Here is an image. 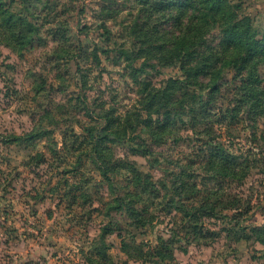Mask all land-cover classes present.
Returning a JSON list of instances; mask_svg holds the SVG:
<instances>
[{
    "label": "rangeland",
    "instance_id": "1",
    "mask_svg": "<svg viewBox=\"0 0 264 264\" xmlns=\"http://www.w3.org/2000/svg\"><path fill=\"white\" fill-rule=\"evenodd\" d=\"M240 1L255 25L264 29V0ZM135 8L134 0H31V17L39 27L32 43L21 55L0 43V264L261 263V244L242 238L244 230L264 223L261 120L255 135L243 124L224 135L223 140L246 159L248 169L241 180L211 181L207 187L199 183L226 205L217 206L213 216H202L199 228L178 211L164 212L158 206L151 208L153 224L143 227L130 224L122 210L106 212L105 201L113 194L95 164L82 155L75 166L76 154L62 149L65 134L79 131V123L91 122L88 111L113 107L123 113L138 98V85L112 56L129 41L127 25ZM106 47L109 53L103 52ZM174 72L162 68L155 75L145 70L154 84ZM260 73L264 78V68ZM35 128H46L47 138L5 142L8 136ZM49 145L56 148L55 154ZM111 149L118 191L129 175L125 159L160 177L159 168H150L144 157L127 153L120 143L112 142ZM159 149L163 157H184L189 144L181 139ZM69 187L72 191L64 194ZM146 201L151 204L148 196ZM102 232L110 260L94 253V245L101 247L96 240ZM155 236L163 260L151 254Z\"/></svg>",
    "mask_w": 264,
    "mask_h": 264
},
{
    "label": "trees",
    "instance_id": "2",
    "mask_svg": "<svg viewBox=\"0 0 264 264\" xmlns=\"http://www.w3.org/2000/svg\"><path fill=\"white\" fill-rule=\"evenodd\" d=\"M134 1L135 12L127 25L129 41L112 56L138 85V98L123 113L113 107L88 111L91 122L79 123V131L71 129L65 134L62 149L76 154L75 166L82 155L95 164L113 194L105 201L106 212L122 210L130 224L143 227L153 224L151 208L158 206L160 211H178L193 228H199L202 216H213L216 207L222 206L221 197L211 189H201L199 183L207 187L211 181L241 180L248 169L246 159L223 140L224 135H231L230 128L238 124L255 135L257 122H264V78L260 73L264 29L255 25L240 0ZM30 4L31 0H0V43L17 55L38 33ZM109 48L103 52L109 53ZM92 51L98 62L96 48ZM162 68L175 72L152 83L145 70L158 75ZM47 132L35 128L8 136L5 142L43 140ZM181 139L189 144L184 157L161 155L160 147ZM112 142L123 145L131 155L144 157L150 168H159L160 177L154 178L125 159L123 167L129 175H124L123 189L118 191ZM48 150L56 153L52 145ZM71 191L69 187L63 193ZM251 237L262 246L258 258L264 264V223L244 230L242 238ZM96 241L101 247L94 245V253L110 260L103 248L104 232ZM157 242L155 236L151 254L163 260ZM122 248L127 251L125 242Z\"/></svg>",
    "mask_w": 264,
    "mask_h": 264
}]
</instances>
